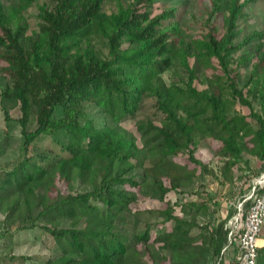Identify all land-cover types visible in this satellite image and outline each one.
Wrapping results in <instances>:
<instances>
[{
  "label": "trees",
  "instance_id": "16d2710c",
  "mask_svg": "<svg viewBox=\"0 0 264 264\" xmlns=\"http://www.w3.org/2000/svg\"><path fill=\"white\" fill-rule=\"evenodd\" d=\"M172 1L132 0L110 16L103 13L105 0H48L34 34L0 1L6 78L0 102L7 124L14 120L4 104L19 108L22 138L19 160L0 170V240L12 249L14 231L39 228L58 251L41 258L5 254L0 264H208L210 256L221 257L236 206L219 223H201L214 199L205 191L190 198L208 175L234 185L240 164L251 168L248 154L261 163L257 174L264 171V31L237 43L239 25L257 0H215L216 11L227 4L225 35L218 40L211 28L203 47L219 62L220 88L198 90L195 70L186 85L169 86L162 76L185 42L178 7L165 5ZM94 35L107 39V57L82 51ZM248 66L242 85L238 70ZM148 99L155 100L154 115L163 116L160 126L137 119ZM236 105L251 118L233 111ZM200 137L219 143V175L201 158ZM171 193L176 201L167 199ZM145 199L166 206L140 209ZM250 204L244 202L243 217Z\"/></svg>",
  "mask_w": 264,
  "mask_h": 264
},
{
  "label": "rangeland",
  "instance_id": "374dc122",
  "mask_svg": "<svg viewBox=\"0 0 264 264\" xmlns=\"http://www.w3.org/2000/svg\"><path fill=\"white\" fill-rule=\"evenodd\" d=\"M6 7L7 14L15 22H26L29 25V34H34L39 30V15L41 13V7L48 5V0H33L29 6H24L18 2V0H0ZM132 0H105L103 13L110 16H118L119 4L127 6ZM226 1V0H221ZM166 6L176 5L178 7L179 21L181 25L182 35L184 36V44L181 55L175 58L172 68L163 74V79L167 85L175 83L180 86H184L189 82L190 71L195 70L194 86L198 90H218V77H221V67L218 60L211 54L207 53V48L203 47L209 42V35L212 28L214 35L218 40H221L225 35L224 21L228 15L227 4H223V10H215V0H174L172 2H166ZM249 18L243 20L239 25V30L243 32L241 36L235 40L237 43L243 40V38L252 31H264V0H257L249 10ZM264 49V39H263ZM83 52L89 51L101 56L103 58L108 55V42L103 36L94 35L89 41L82 44ZM246 48H242L235 58H239L245 53ZM187 50L186 61L188 66L185 65L183 56ZM234 67L236 65H233ZM252 66L247 68H240L238 72L241 74L242 85L246 82V76L251 73ZM6 88V78H4L2 71L0 70V91ZM225 98L230 100L229 95L224 94ZM144 110L137 119H144L150 117L154 123L158 126L162 124L163 116L154 115L155 105L154 99H148L145 103ZM255 109L260 108L258 100L253 102ZM8 106L10 115L13 122L7 124L2 110V103L0 102V170H9L16 161L19 160L21 155L22 138L20 134V128L16 120L21 116L19 108H14L11 103L4 104ZM233 111L241 112L250 117V110L244 106L236 105L232 108ZM135 124V121L127 124L129 129ZM134 131V130H133ZM200 156L210 165L211 168L219 175V168L221 166L220 157L216 154L220 145L216 141H212L211 138L200 137ZM247 159H250L251 168L248 170L244 164H240L243 170H238L236 176L238 177L234 185H227L221 183V177L219 180L213 175L202 177L200 181L195 184V191L197 195H193L190 199L197 200L200 194L205 191L214 200H208L209 211L208 214L199 217L201 223H207L212 218L215 223H219L222 219L226 218L231 207H237L244 199V196L251 194L254 181L264 173L257 174L260 169L261 163L254 157L253 154H248ZM66 187L64 188L65 191ZM206 197V196H205ZM208 197H206L207 199ZM171 201L178 199V194L171 193L168 198ZM215 200L220 203V206L215 204ZM165 203H161L153 199L141 200L139 203L140 209L165 207ZM4 215L0 213V233L4 231L3 226ZM63 224V220L60 224ZM262 239H264V228L262 233ZM9 242L0 240V257L5 254H12L16 256H33L37 258L47 256H57V247L52 238L43 232L41 229H28L26 231H14L13 233V247L9 249ZM264 243V242H263ZM262 245V242L260 241ZM149 259V257H146ZM155 260L161 261L160 255L154 254ZM214 258L211 256L208 258V264H216ZM31 264V263H27Z\"/></svg>",
  "mask_w": 264,
  "mask_h": 264
},
{
  "label": "built area",
  "instance_id": "2783aa9c",
  "mask_svg": "<svg viewBox=\"0 0 264 264\" xmlns=\"http://www.w3.org/2000/svg\"><path fill=\"white\" fill-rule=\"evenodd\" d=\"M251 202L245 217L244 202ZM237 212L227 221L228 243L221 251L216 264L224 261L230 264H259V250L264 228V173L252 186L251 194L244 196L238 204Z\"/></svg>",
  "mask_w": 264,
  "mask_h": 264
},
{
  "label": "crops",
  "instance_id": "0c3cea01",
  "mask_svg": "<svg viewBox=\"0 0 264 264\" xmlns=\"http://www.w3.org/2000/svg\"><path fill=\"white\" fill-rule=\"evenodd\" d=\"M261 242H262V247H263L264 246V243H263L264 242V239L261 238Z\"/></svg>",
  "mask_w": 264,
  "mask_h": 264
}]
</instances>
